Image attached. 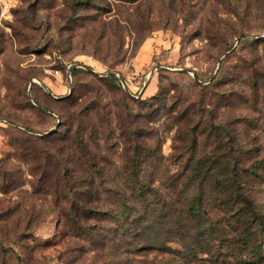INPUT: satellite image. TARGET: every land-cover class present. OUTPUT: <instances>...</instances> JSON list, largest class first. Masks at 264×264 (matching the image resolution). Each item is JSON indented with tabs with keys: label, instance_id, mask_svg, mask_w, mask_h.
I'll list each match as a JSON object with an SVG mask.
<instances>
[{
	"label": "rangeland",
	"instance_id": "obj_1",
	"mask_svg": "<svg viewBox=\"0 0 264 264\" xmlns=\"http://www.w3.org/2000/svg\"><path fill=\"white\" fill-rule=\"evenodd\" d=\"M260 220L264 0H0V264H264Z\"/></svg>",
	"mask_w": 264,
	"mask_h": 264
},
{
	"label": "trees",
	"instance_id": "obj_2",
	"mask_svg": "<svg viewBox=\"0 0 264 264\" xmlns=\"http://www.w3.org/2000/svg\"><path fill=\"white\" fill-rule=\"evenodd\" d=\"M81 69H72L71 75L75 76L77 73L81 72ZM105 79H110L116 81L118 85L119 81L115 75H106V76H101ZM215 80V79H214ZM58 125H60V122H57ZM221 155L216 154L215 156V161L218 163L220 162ZM212 161H208L206 158H199L194 162L195 165L198 164V166L205 165L206 163H211ZM200 172V170H197V168L192 167L190 171L188 172L187 178L185 179L184 183H181L179 188L176 191H173L171 195L174 197L173 199H170L168 201H159V199H156V204L160 203L157 205L156 208L154 207H147L146 212L150 211L152 213H159V214H164L161 216L160 219L164 220L167 218V216L173 215L175 209L177 208L183 216H188V217H197L198 218V210L200 208V193H196L193 195V189L195 188V178L196 175ZM203 173H208L210 177L212 178L213 181H216L218 186V183L222 181L223 179H227L225 181H230L234 177V171L233 169L228 168L226 171H219V172H214L210 173L207 172L206 170L202 171ZM222 176V177H220ZM224 182V181H223ZM115 188V187H114ZM119 192L118 194H122V199H121V205L119 206V214L121 215H126L128 214L129 207L127 204L129 201H136L140 200L142 201V196L145 195L150 191V185L147 182H144L140 185H131L128 187V192L122 191V189H118ZM191 191V192H190ZM188 195L191 198L189 199H183L181 197H184L183 195ZM158 201V202H157ZM156 204H153V206H156ZM177 206V207H176ZM134 214H141L142 211L140 210H134ZM180 221H182V218H179ZM260 225L263 228L264 221L260 220ZM262 240L264 237H261ZM258 239H253V238H246L245 241L242 243L243 248H247L250 253H258L260 250H258L259 245Z\"/></svg>",
	"mask_w": 264,
	"mask_h": 264
},
{
	"label": "water",
	"instance_id": "obj_3",
	"mask_svg": "<svg viewBox=\"0 0 264 264\" xmlns=\"http://www.w3.org/2000/svg\"><path fill=\"white\" fill-rule=\"evenodd\" d=\"M83 67V68H86V69H89V70H91L89 67H87V66H85L84 64H82V63H74L73 65H71V66H69L68 67V75H69V73H70V68L71 67ZM155 68H153L148 74H147V78H150V76L152 75V72H153V70H154ZM109 74H113V75H115L116 77H117V79H118V81L120 82V84L122 85V87L124 88V89H126L125 88V84H124V81H123V79H122V77L118 74V73H108V72H104V73H101V75H109ZM196 79V78H195Z\"/></svg>",
	"mask_w": 264,
	"mask_h": 264
}]
</instances>
